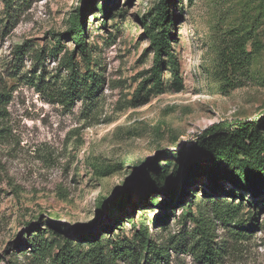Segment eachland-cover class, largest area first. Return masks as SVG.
<instances>
[{
	"label": "rangeland",
	"instance_id": "374dc122",
	"mask_svg": "<svg viewBox=\"0 0 264 264\" xmlns=\"http://www.w3.org/2000/svg\"><path fill=\"white\" fill-rule=\"evenodd\" d=\"M159 1L115 0L102 15L101 0L91 11L88 0H15L12 8L0 0V264L28 261L10 250L38 221L60 225L66 236L76 228L95 232L127 210L115 237L131 239L142 221L158 243L174 235L191 238L199 232L191 212L212 220L216 264H264V194L246 191L235 214L245 219L257 211L258 226L248 232L223 225L204 198L211 190L205 185L188 186L183 195L192 205L171 208L165 225L158 222L165 210L144 205L135 188L144 177L163 186L185 157L180 148L212 124L228 121L227 131L235 120L264 116V0H175L170 49L182 79L179 91L167 56L160 65L162 89L151 86L155 54L144 24ZM82 9L90 62L70 37L57 45L58 54L53 51ZM72 53L79 75L90 68L104 78L92 101L66 99L64 55ZM231 188L225 185L222 196ZM121 192H130L131 205L106 211V201ZM224 199L240 204L238 195ZM247 200L258 203L249 207ZM52 235L46 231L44 238ZM159 264L202 263L172 248Z\"/></svg>",
	"mask_w": 264,
	"mask_h": 264
},
{
	"label": "trees",
	"instance_id": "16d2710c",
	"mask_svg": "<svg viewBox=\"0 0 264 264\" xmlns=\"http://www.w3.org/2000/svg\"><path fill=\"white\" fill-rule=\"evenodd\" d=\"M114 1L101 0L99 9L102 15ZM3 2L7 8H12L15 0H3ZM174 3L175 0H160L154 7V15L150 23L144 24L155 54V65L151 70L150 78L154 89H162L160 65L164 62V56H167L171 64L174 89L177 91L182 89L179 66L173 59L170 49V42L174 37L170 29L171 6ZM95 7V0H88L85 8L91 11ZM83 10L74 16L67 32L57 37L56 46L60 47L61 40L70 37L81 56L90 62L91 50L86 43V19ZM56 46L53 48L55 55L60 52V48ZM64 59L70 72L66 81V99L73 101L80 97L88 101L94 100L99 87L104 82L103 76L90 68L79 75V72L74 70L73 53L65 54ZM2 97L3 95L0 94V99ZM233 123L236 126L227 131H223V128L229 126L228 121H222L218 125L212 124L197 138V141L186 148L181 147L180 151H186L185 157L168 173L163 186L159 184L160 179L138 178L135 188L139 200L144 199V205L149 208L154 209L158 206L165 210L166 214L158 217V222L164 223L162 225H165L169 216L167 212L171 208H185L192 205V201L185 204L186 198L183 192L188 186L199 183L211 189L203 195L207 202L212 203V211L218 215L223 225L231 224L241 231L248 232L258 226L257 211L247 212L245 219H235V214L241 209L246 191L258 196L264 194V116L258 119L235 120ZM169 154V152L165 153L166 156ZM154 161V159L149 161V166L152 168L156 167ZM162 173V171H156L154 176ZM143 182L147 185L140 192ZM225 185H231L232 188L230 194L222 196L226 193ZM216 190H220L221 193H215ZM130 195V192H121L118 197L107 200L105 210L127 208L131 205ZM149 195L152 197L149 198ZM161 195L168 196L160 200ZM237 195L240 203L237 205L224 199L226 196L234 198ZM192 196V199L196 197L195 194ZM254 202L258 203V201ZM256 203L251 205L247 200L249 207L250 205L256 207ZM186 214L196 225L198 234L191 238L186 236L180 239L174 235L164 244L158 243L151 237L147 226L142 221H139L131 239L115 237V230L123 226L125 219L130 215L127 210L126 213L111 216L110 220L101 222L95 232H85L82 228H76L66 236H61L60 225L51 223L49 220L38 221L30 228L32 234L26 236L22 242L13 243L10 251L19 250L20 255L23 256L22 259L28 260L18 264H121L127 261L131 264H159L166 259L168 249L174 248L191 253L199 263L216 264L218 251L214 246L212 220L206 216H196L191 212ZM43 222L47 228L43 227ZM46 231L53 234L50 239L44 238ZM26 252L27 256L23 254ZM12 264H17L16 260H13Z\"/></svg>",
	"mask_w": 264,
	"mask_h": 264
}]
</instances>
